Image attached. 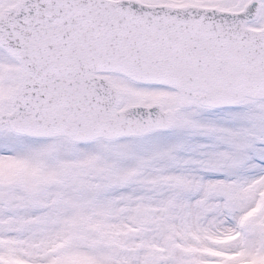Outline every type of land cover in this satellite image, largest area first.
I'll return each mask as SVG.
<instances>
[{"label": "snow or ice", "instance_id": "6c2138e0", "mask_svg": "<svg viewBox=\"0 0 264 264\" xmlns=\"http://www.w3.org/2000/svg\"><path fill=\"white\" fill-rule=\"evenodd\" d=\"M0 264H264V0H0Z\"/></svg>", "mask_w": 264, "mask_h": 264}]
</instances>
